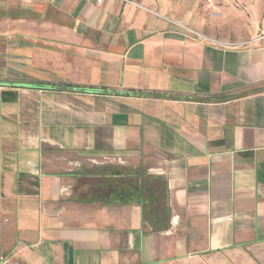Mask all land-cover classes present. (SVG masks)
Instances as JSON below:
<instances>
[{
  "label": "crops",
  "instance_id": "crops-1",
  "mask_svg": "<svg viewBox=\"0 0 264 264\" xmlns=\"http://www.w3.org/2000/svg\"><path fill=\"white\" fill-rule=\"evenodd\" d=\"M204 1L0 0V264H264V0Z\"/></svg>",
  "mask_w": 264,
  "mask_h": 264
},
{
  "label": "trees",
  "instance_id": "trees-1",
  "mask_svg": "<svg viewBox=\"0 0 264 264\" xmlns=\"http://www.w3.org/2000/svg\"><path fill=\"white\" fill-rule=\"evenodd\" d=\"M135 180L132 182L130 186H125V190L123 191L122 196H118V194L113 193L110 194L109 198L111 200H118L123 203L134 202L138 205H141L144 209V212L150 210V213L153 212L151 204H153V198L158 194V192L150 193L149 185L147 182L141 178V175H135ZM154 218L157 216H153Z\"/></svg>",
  "mask_w": 264,
  "mask_h": 264
},
{
  "label": "rangeland",
  "instance_id": "rangeland-1",
  "mask_svg": "<svg viewBox=\"0 0 264 264\" xmlns=\"http://www.w3.org/2000/svg\"><path fill=\"white\" fill-rule=\"evenodd\" d=\"M232 3L234 4V6H236V8L240 9L241 11H245L247 5L249 3H254L255 0H231ZM206 3H210V2H207L206 0L204 1ZM236 43L234 42H229V43H226V45L228 46H232V45H235Z\"/></svg>",
  "mask_w": 264,
  "mask_h": 264
},
{
  "label": "built area",
  "instance_id": "built-area-1",
  "mask_svg": "<svg viewBox=\"0 0 264 264\" xmlns=\"http://www.w3.org/2000/svg\"><path fill=\"white\" fill-rule=\"evenodd\" d=\"M98 1H100V0H98ZM123 1L128 2L129 0H123ZM206 1H207V2H210L211 0H206ZM181 28L184 29V30H187V31H190V32L196 33V32H194V31H192V30H190V29H188V28H186V27H184V26H181Z\"/></svg>",
  "mask_w": 264,
  "mask_h": 264
}]
</instances>
